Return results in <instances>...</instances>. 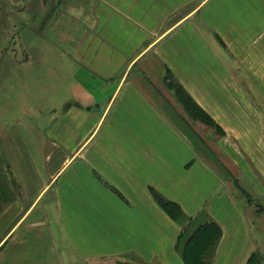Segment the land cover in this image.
Instances as JSON below:
<instances>
[{
	"label": "crops",
	"instance_id": "crops-1",
	"mask_svg": "<svg viewBox=\"0 0 264 264\" xmlns=\"http://www.w3.org/2000/svg\"><path fill=\"white\" fill-rule=\"evenodd\" d=\"M88 9L83 38L63 41L71 52L47 45L70 71L46 89L59 112H24L0 136V264H183L180 224L156 195L218 225L211 264L252 252L264 264L237 195L264 196V0ZM22 45L17 67L43 63Z\"/></svg>",
	"mask_w": 264,
	"mask_h": 264
},
{
	"label": "rangeland",
	"instance_id": "rangeland-1",
	"mask_svg": "<svg viewBox=\"0 0 264 264\" xmlns=\"http://www.w3.org/2000/svg\"><path fill=\"white\" fill-rule=\"evenodd\" d=\"M93 1L94 0H84V2L82 0H0V47L2 48L5 40L8 41L6 46L9 45L12 40L15 41V43L7 47V52L5 53V68L2 66L0 67V77L8 73L11 74L6 82L0 85V136H4L7 129H10V126L13 125L17 119L26 121V115L32 119L39 120L41 118L46 119L51 114L48 112L49 109H53L52 112L56 114L59 112L60 107L56 105V103L59 102L63 96H49L48 99L53 103L52 105L48 103L46 89L52 84L61 86L63 83L62 77H53V74L66 75L70 71L64 69L62 64H60V53L57 52L59 56L51 54L52 52H49L47 45L49 42L55 41L59 46H65L71 52V44L64 43L63 41L77 42L79 39L83 38L82 24H89L90 21L87 20L84 15L81 16V14L84 13L85 9L89 10V4ZM22 26L21 38V33H18V30L22 28ZM36 27H39V32H37L39 33L38 36H36L37 34L34 35V32H31V30ZM68 28L70 36L67 32ZM88 34H91V32H88ZM67 36L68 38L65 39ZM22 39L24 45L33 43L37 47L33 49L36 56H41L43 52L44 58L42 59V64H33L29 68H26L25 65L22 67L16 66L15 60H18L21 56L20 46L23 44ZM23 49L25 52L27 51L24 46ZM36 59L40 60L39 58ZM46 62H48V65H46ZM50 62L53 63L55 68L51 69ZM11 67L14 68L9 69ZM162 73L163 79L168 78V72L162 71ZM164 82L167 83L168 86L176 87L173 81L168 80L167 82L164 80ZM177 96L184 102V105L188 106L189 102L184 94ZM21 100L23 101L21 102ZM24 112L26 115H24ZM192 114L194 116H200L195 115L193 109ZM0 157H2L1 149ZM247 191L249 192L248 194L239 189L237 195L244 203V209L250 225L251 238L259 237L261 239L264 238V196L259 197L257 194H252L249 188H247ZM186 216L187 215H185V217ZM206 218L207 217L204 215L202 216L199 214L196 220L192 217H190L189 221L185 220L188 221L189 226H187L183 236H190L195 230V227L199 224V221H208ZM183 220L184 218L181 219V221ZM252 245H254L253 241L250 246ZM211 256V253L207 254V263L211 261Z\"/></svg>",
	"mask_w": 264,
	"mask_h": 264
},
{
	"label": "trees",
	"instance_id": "trees-1",
	"mask_svg": "<svg viewBox=\"0 0 264 264\" xmlns=\"http://www.w3.org/2000/svg\"><path fill=\"white\" fill-rule=\"evenodd\" d=\"M204 121L206 124L210 123V121ZM156 197L162 204V206L166 209V211L169 212L174 220H176L180 224L181 229L176 238L175 247L179 249L183 264H211V262H206V256L209 253L213 254L214 248L216 247V244L219 240L220 229L218 225L212 221L204 223L201 222L195 227V230L191 233L190 236L184 237L183 235L186 232L187 226H189L188 221L190 220V217L186 216V219L185 214L181 211V209L174 205L172 202L164 200L157 195ZM183 218L184 220L181 221V219ZM245 264H260L259 255L256 252H252L248 256Z\"/></svg>",
	"mask_w": 264,
	"mask_h": 264
},
{
	"label": "flooded vegetation",
	"instance_id": "flooded-vegetation-1",
	"mask_svg": "<svg viewBox=\"0 0 264 264\" xmlns=\"http://www.w3.org/2000/svg\"><path fill=\"white\" fill-rule=\"evenodd\" d=\"M5 53H6V44L4 42L3 47L2 48L0 47V67H1L2 61L5 59L3 57L5 55Z\"/></svg>",
	"mask_w": 264,
	"mask_h": 264
}]
</instances>
